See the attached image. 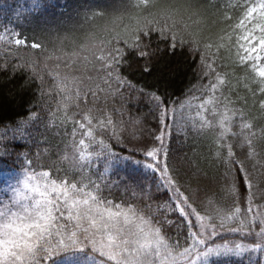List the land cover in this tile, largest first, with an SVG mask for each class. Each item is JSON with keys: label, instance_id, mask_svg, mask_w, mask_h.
Segmentation results:
<instances>
[{"label": "trees", "instance_id": "1", "mask_svg": "<svg viewBox=\"0 0 264 264\" xmlns=\"http://www.w3.org/2000/svg\"><path fill=\"white\" fill-rule=\"evenodd\" d=\"M256 2L258 0H151V4L145 7L143 0H0V35L11 36L12 33H19L29 44L37 42L43 46L42 49L12 47L5 56V49L10 46L0 41V64L7 62L9 68L8 72L0 71V135L5 132L3 124L23 122L29 112L39 113L42 121L29 128L23 139L15 142L26 145L23 148L17 147L16 152H22L24 157L31 160V169L29 170L23 157L19 160L16 157L11 160L5 158L4 166L0 167V196L5 193V177L24 174L25 171L39 173L51 170L53 178L56 179L68 176L70 180H82L85 184L89 180L100 183L106 197L116 203L135 204L146 218H163L166 215L160 211L162 201L157 199L162 193L153 191L152 199L149 200L147 194L139 189L133 192L126 187V169H109L104 174L102 163L99 168L93 164L90 170L81 166L77 151L72 146V130L74 119L80 118L79 113L86 110L85 105L75 99L66 100L53 77L59 73L61 77L79 78L84 71L83 58L89 56L90 51L100 41L111 38L117 32L123 34L125 27L133 25L136 20L170 13L174 19L183 20L188 25L187 30L177 28V40L183 38L185 43H178L175 51H170L171 40L167 30V38H161L160 33L155 30L150 31L147 37L141 34V48L154 54L147 61V66L153 68V73L150 76L142 75L140 71L134 75L127 72L124 74L138 88L149 90V86L156 85L161 90L166 89L170 101L175 102L171 106L177 107V125L169 151V167L182 191L190 196L200 214L221 229V243H229L230 246L233 237L245 234L250 228L245 226L239 232L228 231L229 228H240L239 221L225 222V226L221 228L220 219L216 215L218 209L231 214L235 207H240L243 217L248 207L246 196L234 204L235 198L228 192L229 180L225 178L228 169L224 160L216 155L218 149L215 140L220 131L217 127L220 118L218 114L224 110L225 99L229 102V109H243L248 118L247 122L253 125L252 131L256 133L252 156L249 155L246 145L241 147L242 135L234 137L229 133L226 140L232 144L235 158L251 174L253 208L264 211V109L259 106L261 94L257 87L261 79L258 67L264 66V61H256L257 67H253L251 63L242 66L234 63L236 39L243 34V30L236 25L243 17L245 6ZM189 33L194 34V38L200 41L201 52L191 51L192 37ZM221 37L225 39L221 40ZM127 39L129 43L133 42L130 35ZM206 43H211L213 47L205 49ZM218 44L224 45L219 52L216 50ZM119 46L124 47L123 44ZM201 55L206 62L215 58L216 64L213 67L217 72L228 73L227 86H220L215 94L206 91L211 73L204 75V68L200 63ZM32 60L37 62L36 72L43 76L42 82L32 79L33 72L30 68L12 72L14 65ZM137 62L145 63L139 57ZM45 64L48 71L44 70ZM25 81L29 82L28 87L23 86ZM253 91L255 95L252 94ZM41 92L43 95H40ZM213 95L218 98V114L215 116L212 114V104H206L207 110L197 108V105L206 102ZM104 99L101 97L97 103H92L90 99L88 107L97 109L92 113L94 116L103 118L102 112L111 114L117 133L124 137L129 149L151 139V133L156 129L147 98L138 101L133 96L127 101L116 95L107 97L106 103ZM186 101H190L191 106L183 112V135H179L176 134L182 117L179 104ZM229 115L233 113L229 112ZM235 115L239 116V112ZM201 116L210 121L212 127L200 129L199 126L203 123ZM137 117L142 120L140 125L134 124ZM239 123L238 120H233L231 132H241ZM101 135L108 139V133L97 130V139ZM244 135H248L247 129L244 130ZM80 138L81 135L77 133L75 140ZM109 142L116 151L124 146L116 145L115 141ZM219 151L221 157L227 156L225 149ZM136 158H140L139 155ZM232 171L235 172L236 169L233 168ZM129 186L134 187L130 182ZM149 203L151 208H146L145 205ZM190 219L192 230L196 231L200 222L194 216ZM188 230L185 222L177 221V227L168 229L163 234L180 252L183 247L188 246L185 235ZM255 231H259L258 225ZM177 241L179 245L176 244ZM198 264H264V248L255 252L248 251L243 255L212 254Z\"/></svg>", "mask_w": 264, "mask_h": 264}, {"label": "snow or ice", "instance_id": "2", "mask_svg": "<svg viewBox=\"0 0 264 264\" xmlns=\"http://www.w3.org/2000/svg\"><path fill=\"white\" fill-rule=\"evenodd\" d=\"M150 4L151 0H143V6L147 7ZM245 8L243 17L236 25L243 30V34L236 39L234 63L241 66L251 63L253 67H257L256 61H264V0L246 5ZM178 27L187 30L188 25L183 20L177 21L170 13L136 20L133 25L125 27L123 34L117 32L93 47L90 55L83 58L84 71L79 78L61 77L59 73L53 77L66 100L75 99L85 105L86 110L79 113L80 118L74 119L72 130V146L77 151L81 166L90 170L93 164L99 168L102 163L104 174H107L109 169H126V187L133 192L139 189L147 194L149 200L152 199L153 191L162 193L157 199L162 201L160 211L166 215L163 218H146L135 204L116 203L106 197L101 184L96 181L89 180L85 184L82 180H70L68 176L56 179L53 178L51 170L42 171L39 175L25 171L24 189L35 195L25 196L23 190L17 189L16 197L10 198V203L0 206V264H57L58 261L60 264H198L202 258L206 259L212 254L243 255L245 252H255L264 248V211H257L252 206L251 174L244 164L235 158L233 146L226 140L229 133L234 137L242 135L241 147L246 145L249 155H254L253 139L256 133L252 131L253 125L247 122L248 118L244 115L243 109H229V102L225 99L224 110L218 114L216 111L218 98L214 95L197 105L198 109L207 110L206 104H212V114L214 116L218 114L220 117L217 125L220 131L215 140L218 149L216 155L224 160L228 169L225 178L229 180L228 192L235 198L234 204L247 197L248 207L243 217L240 207H235L231 214L224 210H216L220 227L223 228L225 222L238 220L241 227L229 228L228 231L239 232L247 226L250 230L245 231V235L254 236L258 242L247 246L236 243L230 247L228 243L216 244L213 241L212 246H207L209 240L218 234V229L214 224L203 223L205 217L194 206L190 196L182 191L169 167V151L177 125V107L171 106L175 102L170 101L166 89L161 90L156 85L149 86V90L138 88L128 75L124 74L127 72L134 75L140 71L142 75H152L153 68L147 66V61L154 54L141 48L139 43L141 34L147 37L150 31L155 30L160 33L161 38H167L165 37L167 30L171 40L169 50L175 51L178 43L181 45L185 43L183 38L177 40ZM129 35L133 38L132 43L128 42ZM189 36L192 37L191 51L201 52L200 41L195 39L192 33H189ZM223 39L225 38L221 37V40ZM0 41L10 46L5 49V56L12 47L31 49L43 47L37 42L29 44L19 33H12L11 36L0 35ZM120 44L124 47H120ZM223 46L218 44L217 52ZM212 47L211 43L204 45L205 49ZM137 57L143 58L145 63H138ZM200 63L204 68V75L211 73L206 91L215 94L220 86H227L228 73L217 72L213 67L216 64L215 58H212L211 62H206L205 57L201 55ZM37 66L35 60L24 61L14 65L12 72L30 68L33 72L32 79H39L42 82L43 76L36 72ZM44 70L48 71L47 64L44 65ZM0 71H9L7 62L0 64ZM49 75L52 73L49 72ZM258 75L261 78L257 85L261 94L259 106L264 109V66L258 67ZM28 84L29 82L25 81L23 86L28 87ZM252 94L255 95V91ZM40 95H43V92ZM116 95L127 101L133 96H136L138 101L147 98L156 129L151 133L150 140L133 145L129 149L124 137L117 133L111 114L102 112L103 118L92 115L97 109L88 107L90 99L92 103H97L104 97L106 103L107 97ZM190 106V101L179 104L182 117L176 134L183 135L185 123L183 112ZM229 112L233 115H229ZM237 112L239 116L235 115ZM120 115L123 116V113ZM26 116L23 122H12L14 127L3 124L5 132L0 135V167L4 166L5 158L11 160L12 157H16L19 160L23 157L25 164L29 170L31 169V160L24 157L22 152H16L17 147L23 148L26 145L15 142L23 139L29 128L42 121L37 112H29ZM201 120L203 123L199 126L200 129L212 127L211 122L205 117L201 116ZM233 120L240 122V133L231 132ZM141 123L139 117L134 121L135 125ZM193 125L195 126L194 122ZM245 129L248 135H244ZM97 130L108 133V139H104L103 135L97 139ZM77 133L82 137L78 141L75 140ZM109 141L124 146L120 151H116ZM219 149H225L227 156L221 157ZM124 152L128 154L123 155ZM138 155L140 158H136ZM233 168L236 169L235 172L232 171ZM129 182L134 187H130ZM20 199L32 200L33 204L31 206L24 204L13 210L14 205L20 203ZM145 207L151 208V204H146ZM193 216L200 222L196 231L192 230L190 217ZM177 221H183L188 225L189 230L185 233L188 246L183 247V251L173 254V247L163 233L177 227ZM257 225L258 232L255 231ZM176 244L179 245V242Z\"/></svg>", "mask_w": 264, "mask_h": 264}, {"label": "rangeland", "instance_id": "3", "mask_svg": "<svg viewBox=\"0 0 264 264\" xmlns=\"http://www.w3.org/2000/svg\"><path fill=\"white\" fill-rule=\"evenodd\" d=\"M40 173V172H39ZM39 173H35L36 175H39ZM25 179V175L24 174H19V175H10V176H7L4 178V186H5V193L2 194L0 196V206H2L3 204H6V203H10L11 202V199L10 198H14L16 197V190L17 189H20V190H23L24 192V195L25 196H33L35 194L31 193L29 190L27 189H24V186H23V180ZM24 204H28V205H32L33 204V201L32 200H24V199H20V203L19 204H16L14 205L13 207V210H17L19 209L22 205ZM203 223L205 224H211L210 222H208L205 218V220L203 221ZM218 229V234L214 237H212L210 240H209V243L207 246H212L213 244V241L216 243V244H224V243H221V240H220V236H221V229L217 228ZM210 230V229H209ZM248 235H238V236H235L233 237L231 240H230V246L236 244V243H243L245 246L249 245V244H254L257 241V239L255 237H247ZM165 239L168 241V243L173 247V254H177L179 251L176 249V247L173 245V243H171L166 237ZM229 244V243H228ZM222 251V250H221ZM210 256V255H209ZM208 256V257H209ZM207 257V258H208ZM206 258V259H207ZM206 259H201L202 260H206ZM200 262V261H199ZM198 262V263H199Z\"/></svg>", "mask_w": 264, "mask_h": 264}]
</instances>
